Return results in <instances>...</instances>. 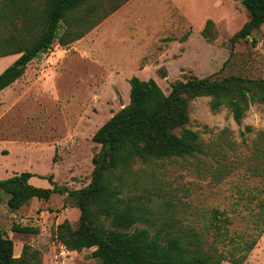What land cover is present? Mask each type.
I'll return each instance as SVG.
<instances>
[{"label": "rangeland", "instance_id": "obj_1", "mask_svg": "<svg viewBox=\"0 0 264 264\" xmlns=\"http://www.w3.org/2000/svg\"><path fill=\"white\" fill-rule=\"evenodd\" d=\"M103 1L108 9L111 0ZM173 1L191 17L194 30L168 0H129L82 39L64 47L56 40L28 64L25 74L0 94V180L32 172L39 175L30 180L37 187H52L51 175L72 190L87 186L93 157L102 147L92 137L130 103V76L153 78L166 94L174 82L191 75L264 78V25L240 39L231 56L230 38L249 20L238 0H231L230 17L216 25L212 42L200 28L206 13L214 14L215 0ZM16 9L20 16L14 25L21 26L30 15H43L44 3L21 0ZM37 22L34 35L43 19ZM8 32L0 27V35ZM19 56L0 57V74ZM210 101L208 96L191 101L187 125L200 133L205 153L136 165L139 184L129 195L151 198L156 227L168 220L197 228L228 257L222 264H235L234 259L264 264V105L251 103L239 124L227 106L214 112ZM67 197L35 198L16 211L5 198L0 228L14 240L16 256L29 244L42 252L44 264L98 263L95 248L68 250L56 238L62 222L76 226L80 217ZM14 224L39 231L16 232ZM252 238L256 243L245 256L244 245Z\"/></svg>", "mask_w": 264, "mask_h": 264}, {"label": "trees", "instance_id": "obj_2", "mask_svg": "<svg viewBox=\"0 0 264 264\" xmlns=\"http://www.w3.org/2000/svg\"><path fill=\"white\" fill-rule=\"evenodd\" d=\"M20 1L0 0V27L9 31L0 35V57L20 54L0 74V93L25 74L30 62L52 49L56 40L64 47L82 39L129 0H111L108 9L102 0H43V15H30L26 23L15 26ZM238 1L248 11L249 20L230 38L231 56L240 39H247L264 25V0ZM39 17L43 22L39 33L34 35ZM215 27L210 19L202 31L209 42L216 39ZM129 83L130 103L92 137L102 147L93 157L94 170L87 186L72 190L56 184L51 175L47 179L52 187H37L30 180L39 175L17 173L0 180V205L7 197V205L16 211L32 199L47 201L56 193L67 194V200H73L79 208L80 217L76 226L69 220L62 222L56 238L68 250L95 248L92 256L97 264H222L228 257L197 228L168 220L156 227L149 208L151 198L142 194L130 196V188L139 184L136 165L205 153L200 133L187 127L192 100L208 96L212 111L227 106L240 124L251 103L264 105V78L191 75L174 82L169 94L153 78L142 80L133 76ZM218 215L216 211L214 218H219ZM260 216L264 217L263 209ZM139 223L148 226L136 227ZM260 226L262 233L264 225ZM12 229L32 234L39 231L19 224ZM255 243L256 238L246 240L245 256ZM234 263L243 261L234 259ZM0 264H44V261L42 252L29 244L16 256L14 240L0 228Z\"/></svg>", "mask_w": 264, "mask_h": 264}, {"label": "crops", "instance_id": "obj_3", "mask_svg": "<svg viewBox=\"0 0 264 264\" xmlns=\"http://www.w3.org/2000/svg\"><path fill=\"white\" fill-rule=\"evenodd\" d=\"M168 2H170V4L176 9L178 10L181 15L183 16V18L191 25L192 27V30H194V22L193 20L191 19V17L188 15V13L182 8V7H179L178 4L176 2H174L173 0H168ZM213 9H214V14H209V13H206L204 19H203V24L201 26L200 29H203L205 28L206 26V23L208 20H213L215 22L216 25H218L220 22H223L226 18L229 19V15H230V9L232 8V1L231 0H224V2L222 0H215L213 1V3H211ZM222 6H223V10H222ZM228 6V7H227ZM216 11L218 12V14H216ZM223 11V13H222ZM117 12V11H116ZM221 12V13H220ZM225 18V19H224ZM201 31V32H202ZM133 77V76H130L129 79ZM19 80V79H18ZM17 80V81H18ZM16 81V82H17ZM16 82H14L13 84H15ZM12 84V85H13ZM11 86V85H10ZM9 86V87H10ZM7 87V88H9ZM6 88V89H7ZM5 90V89H4ZM3 90V91H4ZM2 91V92H3ZM1 94V93H0Z\"/></svg>", "mask_w": 264, "mask_h": 264}]
</instances>
